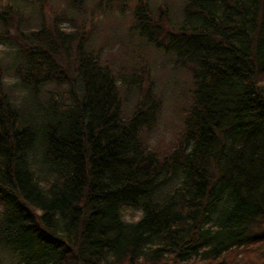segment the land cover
Segmentation results:
<instances>
[{
  "label": "trees",
  "instance_id": "trees-1",
  "mask_svg": "<svg viewBox=\"0 0 264 264\" xmlns=\"http://www.w3.org/2000/svg\"><path fill=\"white\" fill-rule=\"evenodd\" d=\"M167 2L0 0V264H264V0ZM125 4L174 97L91 47Z\"/></svg>",
  "mask_w": 264,
  "mask_h": 264
},
{
  "label": "rangeland",
  "instance_id": "rangeland-1",
  "mask_svg": "<svg viewBox=\"0 0 264 264\" xmlns=\"http://www.w3.org/2000/svg\"><path fill=\"white\" fill-rule=\"evenodd\" d=\"M61 2L62 0H54ZM155 5L163 4L166 0H150ZM98 2V1H97ZM94 5V2H89ZM177 0L174 2L169 0L167 4L172 12L171 22L175 21L178 14ZM132 8L129 4L124 6L113 5L108 11L102 12L100 19L93 20L92 39L90 45L97 49L102 57H106L114 67L123 66L125 69H119L122 73H143L145 66H149L151 73H156L155 79L160 83V89L167 92L169 97L173 96V91L177 89L174 78L168 73V67L162 65L163 54L154 51L146 41L139 36V30L136 25V19L132 14ZM154 8V7H153ZM173 10V11H172ZM104 11V10H103ZM169 13V12H168ZM93 18L95 14H88ZM101 15V14H100ZM0 49L2 45L0 44ZM2 51L0 50V55ZM172 66V65H171ZM172 100V98H170ZM174 116V112L171 113ZM167 127L170 124L166 123ZM141 214L140 210L128 208L126 211L127 218H138Z\"/></svg>",
  "mask_w": 264,
  "mask_h": 264
}]
</instances>
